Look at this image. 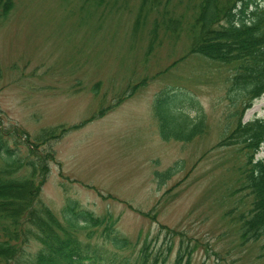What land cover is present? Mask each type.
<instances>
[{
    "label": "rangeland",
    "instance_id": "obj_1",
    "mask_svg": "<svg viewBox=\"0 0 264 264\" xmlns=\"http://www.w3.org/2000/svg\"><path fill=\"white\" fill-rule=\"evenodd\" d=\"M187 5L167 1L147 12L140 0H10L0 22V135L13 159L29 156L30 143L52 157L31 206L62 220L75 200L100 221L66 225L78 240L113 250L107 237L124 238L115 258L130 260L146 243L162 252L157 264H173L179 251L186 264H264L261 242L241 245L224 214L249 200L233 191L244 158L236 147H215L234 123L224 93L231 71L190 53ZM162 11L173 13L168 27ZM185 93L201 105L204 131L161 140L157 107ZM252 103L243 121L264 116V94ZM262 155L264 144L255 157ZM29 172L21 166L13 176ZM21 245L6 264H25L39 247L32 239Z\"/></svg>",
    "mask_w": 264,
    "mask_h": 264
},
{
    "label": "trees",
    "instance_id": "obj_2",
    "mask_svg": "<svg viewBox=\"0 0 264 264\" xmlns=\"http://www.w3.org/2000/svg\"><path fill=\"white\" fill-rule=\"evenodd\" d=\"M91 1L102 6L115 0ZM117 1L124 6L129 0ZM167 1L173 0H140L147 12L161 10L159 6ZM9 3L10 0H0V22ZM179 3L192 5L193 21L188 26L190 53L204 55L211 61L230 66L231 73L225 78L227 85L224 93L233 107L227 115L234 118V123L227 128L215 147H236L244 158L242 166L238 168L239 185L233 191L244 190L249 200L246 205L243 203V209L239 210L235 205L224 214L229 215L230 222L237 226L241 245L261 242L257 256L263 258L264 155H255L264 144V116L247 121H243L242 117L252 106L253 100L264 94V0H179ZM170 13L173 14L162 11L159 15L165 27L171 25L167 16ZM177 21L179 23L180 19ZM175 96L163 98V106L156 109L158 134L161 140L189 141L204 131L206 117L195 97L187 93L183 99ZM64 130L66 128L48 132L44 140L58 138ZM28 145L29 156L13 159V149L0 135V155L4 159V165L0 167V264L15 259L21 252V244L29 239L37 242L39 247L25 264H157V257L162 252H150L152 250H147L146 243L137 257L130 260L125 256L115 258L114 252L126 245L124 238L107 237L113 250L78 240L66 225H71L74 230L79 225H95L100 221L75 200H68L62 208V220L56 219L47 208L31 206L46 175V163L52 157L48 153L42 155L36 143ZM21 166L30 172L13 176ZM169 171L166 172L167 176ZM105 228L112 229L110 225ZM183 256L184 253L179 251L173 264H186ZM160 261L163 264L165 258L162 257Z\"/></svg>",
    "mask_w": 264,
    "mask_h": 264
}]
</instances>
